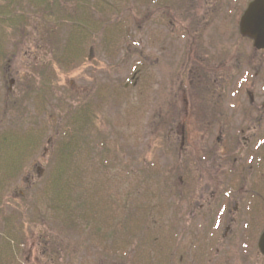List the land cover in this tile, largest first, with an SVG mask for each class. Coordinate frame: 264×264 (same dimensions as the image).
Segmentation results:
<instances>
[{"label":"rangeland","instance_id":"1","mask_svg":"<svg viewBox=\"0 0 264 264\" xmlns=\"http://www.w3.org/2000/svg\"><path fill=\"white\" fill-rule=\"evenodd\" d=\"M85 1L73 18L82 31L63 21L51 43L43 27L0 31V133L35 138L21 171L0 185V264H27L22 250H33L39 234L40 243L79 249L68 264H193L194 243L168 228L179 198L169 187L178 180V155L154 117L171 83L167 32H151L146 0ZM86 29L91 37H83ZM85 106L95 119L77 122ZM69 143L76 149L62 200L75 210L62 213L60 183L50 180L59 147ZM8 161L0 147V168Z\"/></svg>","mask_w":264,"mask_h":264},{"label":"flooded vegetation","instance_id":"2","mask_svg":"<svg viewBox=\"0 0 264 264\" xmlns=\"http://www.w3.org/2000/svg\"><path fill=\"white\" fill-rule=\"evenodd\" d=\"M146 1L151 32L169 41L171 83L154 116L178 155L168 228L194 243L193 264H264V50L239 34L250 0L239 15L240 0ZM39 237L22 250L27 264H68L77 249Z\"/></svg>","mask_w":264,"mask_h":264},{"label":"trees","instance_id":"3","mask_svg":"<svg viewBox=\"0 0 264 264\" xmlns=\"http://www.w3.org/2000/svg\"><path fill=\"white\" fill-rule=\"evenodd\" d=\"M84 4H87L85 0H1L0 2V31L6 33L8 29H12L14 31L26 30L29 28L30 30H35L38 27H43V36L47 38L49 43L55 40L57 37V32L61 29V23L63 21H67V23L73 22L75 19V15L80 11L81 7ZM96 9L95 7L91 10ZM90 10V12H91ZM92 13V12H91ZM74 18V19H73ZM73 25V24H72ZM80 25V24H79ZM105 24L101 25L102 30H104ZM73 27H75L73 25ZM92 33V32H91ZM59 45V44H58ZM71 46L68 43L65 47L67 50ZM4 57V52L2 46L0 45V60ZM33 84H29L31 86ZM45 86H47L45 84ZM43 89V88H42ZM41 93V92H39ZM38 93V95H39ZM69 116L68 118H70ZM77 122L86 121L92 122L95 119V115L89 107L85 106L81 112L76 116ZM88 122V123H89ZM86 123V124H88ZM79 125V124H78ZM74 141L76 139H73ZM34 141L35 138L33 136H26L21 132L10 131L0 133V147H5L8 150L9 161L4 163V165L0 168V173L3 174V177L0 178V185L4 186V181L8 180V178L16 177L15 173H19L22 168L23 161L29 155V153L34 150ZM69 144H65L63 146L61 144L60 149L57 151L60 157H58L59 162L57 163L58 168L56 171H52L50 182L54 184V186L59 182L61 190L57 192L56 199L62 200L66 196V191L69 183L67 181L70 178L67 176V172H65L66 164L69 165L71 158L73 155L72 150L76 149V144H74L71 148ZM73 148V149H72ZM31 150V152H30ZM55 181V183H54ZM48 190H44L47 193ZM68 196V195H67ZM58 204V209L62 211V213H66L67 211H73L74 208L69 207L67 201L62 200L61 203L55 201ZM54 203V202H51ZM64 203V204H63ZM55 204V203H54ZM55 207V206H54ZM82 208H86L83 206ZM81 209V206L78 207ZM71 214V213H69ZM73 219L84 218L80 216H71ZM76 226V224H75Z\"/></svg>","mask_w":264,"mask_h":264},{"label":"water","instance_id":"4","mask_svg":"<svg viewBox=\"0 0 264 264\" xmlns=\"http://www.w3.org/2000/svg\"><path fill=\"white\" fill-rule=\"evenodd\" d=\"M240 33L253 40L256 49H264V0H253L240 20ZM264 254V233L259 241Z\"/></svg>","mask_w":264,"mask_h":264}]
</instances>
